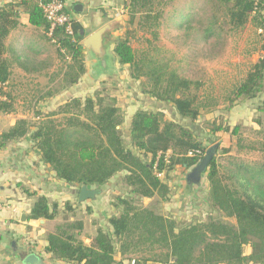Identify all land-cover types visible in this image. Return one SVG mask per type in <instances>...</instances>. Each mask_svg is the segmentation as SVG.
Masks as SVG:
<instances>
[{"label":"trees","instance_id":"16d2710c","mask_svg":"<svg viewBox=\"0 0 264 264\" xmlns=\"http://www.w3.org/2000/svg\"><path fill=\"white\" fill-rule=\"evenodd\" d=\"M173 1L126 0L124 10L129 21L124 36L115 42L114 54L120 66L129 68L130 78L140 82L143 95L170 104L181 122L196 123L218 105L199 96L202 83L180 76L155 54L157 48L152 43L140 54L131 46L128 26L134 24L136 17L140 18V30L157 38L163 16L159 7ZM211 1H214V13L203 31L206 42L220 35L221 28L218 31L217 26L221 20L232 32L244 30L250 23L264 31V0ZM45 3L46 0H22L0 7V82L9 86L5 93L7 101L0 102V113H13L17 106V95L13 92L18 85L12 78L13 63L5 58V41L20 26L21 13L28 14L31 26L41 30L52 43L60 62L47 87L50 83L59 84L38 99L37 108L79 84L87 72L80 29L74 26L73 37L61 27L48 37L50 25L43 10ZM192 9L180 15L179 29L195 30L189 21ZM13 59L21 60L18 56ZM26 61L34 69H43L42 64L32 66L30 60ZM262 96L264 56L252 65L225 102L232 109L244 102L258 101ZM256 111L261 143L259 148L251 149L264 155V100L258 102ZM35 116L37 122L20 119L1 134L0 149L30 135L41 162L54 172L57 180L78 191L82 186L101 189L125 174L122 177L125 196L113 200L118 214L107 220V227L98 229L90 246L81 239L82 221L65 219L47 236L45 252L55 260L73 264H124L115 260L119 255L131 258V264L133 261L134 264H264V164L231 161L224 167L218 162L221 153L228 154L231 150L225 146L226 136H239L240 127L214 122L210 138L204 141L191 126L166 120L162 112L139 110L124 135L122 110L114 99L107 103L101 92L70 98L47 114L36 109ZM211 147H216L215 154L203 176L212 212L218 216L211 215L208 221L179 223L142 206L140 202L145 199L170 201L171 188L159 175L167 178L177 169L195 168ZM191 152L199 153L189 157ZM25 194L35 199L29 221H54L63 212L74 214L70 202L61 206L37 193L26 190ZM246 247H249L247 255Z\"/></svg>","mask_w":264,"mask_h":264},{"label":"crops","instance_id":"0c3cea01","mask_svg":"<svg viewBox=\"0 0 264 264\" xmlns=\"http://www.w3.org/2000/svg\"><path fill=\"white\" fill-rule=\"evenodd\" d=\"M21 1L0 0V7L11 3L16 4ZM61 1L65 3L66 11L72 15L75 21L73 28L77 25L80 29L79 35L82 37L81 44L87 37L106 24L117 21L118 19L124 20L126 15V11L124 10L126 0ZM19 21L20 26L13 30L5 41L7 49L5 58L13 63L12 78L19 87L18 91H25L21 81L29 79H50L57 74L55 73V66L58 60L55 56V47L44 38L41 30L31 26L29 15L21 13ZM110 46L111 48L108 50L111 54L109 55V63H112V69L109 68V63L106 70L101 68L99 61L87 49L83 48L87 65L85 76L80 80L79 84L70 88L60 96L48 100L47 104L49 101L57 102L59 105L55 104V106L58 108L70 98H84L87 95H91V91H95V82L106 77L109 73L112 79L119 80L128 78L129 80V68L124 67L125 69L121 70L122 67L118 64L114 54L115 43H112ZM17 56L21 60L17 61L13 59ZM26 60H30V65L32 66L42 64L43 69L39 70L30 67L29 62ZM108 69L110 70L108 71ZM47 84L46 90H50L51 87H47ZM131 84L129 86H134L133 83ZM36 89L43 91L41 86H37ZM28 91L31 90L28 89ZM71 91H76L79 94L70 96ZM81 91L84 92L81 93ZM136 92L131 93L128 88L123 93L125 95L123 113L125 112V115H127L126 119L129 124L127 126V133L132 117L139 110L162 112L165 114L166 120L179 121L181 119L170 104L157 102L142 93L139 94ZM127 98H130L129 102L126 101ZM260 100L263 101L264 96L258 101L241 103L232 108V114L249 113V108L253 104H258ZM40 107L41 104L36 109L41 111ZM54 110L53 108L52 111ZM42 112L45 111L43 110ZM206 116H209V113ZM172 117L174 118L172 119ZM20 119H28L33 122L39 120L36 116L30 117L25 111H20L17 105L13 113H0V135L10 130ZM191 170L177 169L170 173L167 178L164 174L162 175L164 182L169 185L172 191L170 201L161 202L165 212L164 216L174 219L179 223H185L180 222L181 217H179L181 215L180 209L183 206L187 205L189 208L191 206L193 208V205H199L200 201L198 200L202 198L205 205H210L205 177L202 176L203 178L200 184L191 185L188 182V176ZM124 175L121 174L117 177L121 178ZM26 190L30 193L45 196L50 202H58L61 206L66 202H70L75 210L74 214L71 215L63 212L54 221H29V212L35 199L25 194ZM100 190L102 192L103 188ZM78 194V189L75 190L73 187L57 180L54 172L41 162L40 156L33 148L30 135L21 140L10 142L5 148L0 149V201L8 202L17 208L16 213H12L11 211L0 212V264H25L24 259L30 254L37 255L44 261V264H73L55 260L51 254L45 252L48 245L47 236L53 233L57 226L63 224L65 219L71 222L82 221L84 229L81 234V239L86 245L90 246L98 229L107 227L106 221L113 215L118 214L117 210L113 207V200L111 201L103 192L95 200H89L84 203L78 202ZM109 213H112V215L107 217ZM24 215L27 216V222H22ZM198 219L204 221L202 220L204 217L202 219L199 217ZM115 260L117 262L123 261L124 264H131V258L129 257L122 258L117 255Z\"/></svg>","mask_w":264,"mask_h":264},{"label":"rangeland","instance_id":"374dc122","mask_svg":"<svg viewBox=\"0 0 264 264\" xmlns=\"http://www.w3.org/2000/svg\"><path fill=\"white\" fill-rule=\"evenodd\" d=\"M213 6L214 1L211 0H175L167 4L165 3L163 6L159 7V9L163 11V16L161 25L157 30V38L140 30V18L137 16L134 24L128 26V29L131 31V46L140 54L148 50L150 47L149 44L152 43L153 46L157 48L155 54L176 70L180 76L191 81L202 83L203 87L199 92V96L202 99L209 98L212 99V103H218L217 108L213 109V111L209 113V116L204 114L196 123L181 122V120H179L182 124L191 126L202 140L205 141L210 138L209 131L212 129V124L214 122L216 125L222 124L231 127H240L239 136L231 138L226 136L227 143L225 146L227 148L230 147L231 150L228 154L221 153L218 157V162L222 166L226 167L231 161L264 164V155L258 150L251 149L252 147L255 149L259 148V143H261V137L258 134L260 127L255 122L259 117L256 111L257 104H253L249 108V113H238L233 115L232 109H229L228 104L225 102L226 97H228L235 87L247 76L252 65L256 63L261 56H264L263 36L258 32L260 28H254L251 23L247 25L244 30L232 32L229 26L221 20L217 26L218 31L219 27L221 28L220 35L206 42L203 38V31L209 26V20L214 13ZM189 9H192L189 21L193 23L195 30L186 31L179 29L178 23L182 22L180 15L189 11ZM128 21L129 17L126 14L123 22L117 26L118 32H115L108 38V50L111 48L110 45L112 43H115L117 39L124 36ZM254 49H257V51L252 52ZM108 55H111L110 51H108ZM55 56L57 57L56 54ZM58 61L55 66V73L58 72L60 67V62ZM109 68L112 69V63H109ZM110 69H108V71ZM122 69L124 70L125 68L122 67L121 70ZM110 76L111 74L109 73V75L107 74L106 77L101 80H97L94 85L95 91L91 92L92 94L101 92L107 103L111 102L113 99L116 100L117 106L123 112V106L125 104L124 91L129 88L131 93L137 91L136 93L141 94L140 82H135L131 78L129 80L128 78L115 80ZM21 83H23L25 91H18L19 87L17 86V90L13 92L17 95L16 105H18L20 111H25L26 114L33 117L36 115L38 99L48 92V90H46V84L49 83V78L45 80L29 79L21 81ZM131 83H133L134 86H129L132 85ZM51 84L52 83H50V87L52 90L50 91H53L54 87H57L59 82L53 85ZM37 86H41L43 91H38L36 89ZM28 89L31 91H28ZM83 92L84 91H81V93ZM75 94L78 95L79 93H76V91L70 92V96ZM129 100L130 98L126 99L128 102ZM47 102L44 101L40 103L41 111L44 110L45 114L51 112L53 108L56 110L57 107L55 104L59 105L57 102L51 101L52 104L50 101V104H47ZM123 115L125 117V122L122 132L124 135H127V126L129 124L125 112ZM173 118L174 117H172V119ZM262 119L264 121V118ZM238 144H240V146H238ZM161 180L164 181V177H161ZM102 188L103 194L110 198L111 201L117 196H125L126 191L122 177L114 178L110 184ZM74 189L76 190L78 188ZM198 201H200L199 205H193V208L192 206L189 208L185 205L180 209V222H198L200 221L198 219L199 217H201V219L204 217L202 220L208 221L211 215L215 217L218 216L216 213L212 212L210 205L207 203V205H205V203H203V198ZM3 203L6 202L3 201ZM140 203L144 207L155 209V211L161 215L165 213L163 205L158 198L145 199ZM111 215L112 213H109L107 217ZM244 252L247 255L249 253V247H246Z\"/></svg>","mask_w":264,"mask_h":264},{"label":"water","instance_id":"95a60500","mask_svg":"<svg viewBox=\"0 0 264 264\" xmlns=\"http://www.w3.org/2000/svg\"><path fill=\"white\" fill-rule=\"evenodd\" d=\"M123 22L122 19H118L117 21L111 22L109 24H106L102 28H100L98 31L87 37L82 45L85 49H87L94 58H96L99 63L100 67L106 68L108 67V63L110 60V57L108 55V38L117 31V26ZM216 147H211L203 159V161L193 168L191 170V173L188 176V182L190 184L198 185L200 184V181L202 179V176L204 172L206 171L210 161L212 160L214 154H215ZM101 194L100 189H91L87 186H82L79 189L78 194V202L84 203L89 200H95L98 195ZM22 222H27V216L24 215L22 218ZM44 222V221H42ZM25 264H44V261L39 258L35 254L27 255L24 259Z\"/></svg>","mask_w":264,"mask_h":264},{"label":"built area","instance_id":"2783aa9c","mask_svg":"<svg viewBox=\"0 0 264 264\" xmlns=\"http://www.w3.org/2000/svg\"><path fill=\"white\" fill-rule=\"evenodd\" d=\"M65 8V3L61 0H46V3L43 5L45 17L50 25L49 31L47 33L48 37H51L53 32L61 27H65L66 32L73 36L74 19L66 13ZM258 32L261 35H264L263 29H259ZM7 89V83L0 82V102L7 101V97L5 95ZM198 153L199 152L196 154ZM196 154L191 152L188 154V156L193 157ZM159 177L161 178L162 175H159ZM3 211H11L12 213H16L17 208L8 202L3 203V201H0V212ZM132 264H134V261Z\"/></svg>","mask_w":264,"mask_h":264}]
</instances>
